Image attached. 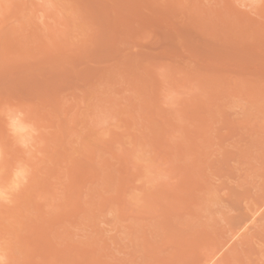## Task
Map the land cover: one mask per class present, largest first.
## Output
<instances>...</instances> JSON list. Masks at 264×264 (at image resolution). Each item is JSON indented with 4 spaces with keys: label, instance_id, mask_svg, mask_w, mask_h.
Returning <instances> with one entry per match:
<instances>
[{
    "label": "rangeland",
    "instance_id": "rangeland-1",
    "mask_svg": "<svg viewBox=\"0 0 264 264\" xmlns=\"http://www.w3.org/2000/svg\"><path fill=\"white\" fill-rule=\"evenodd\" d=\"M2 264H264V0H0Z\"/></svg>",
    "mask_w": 264,
    "mask_h": 264
},
{
    "label": "snow or ice",
    "instance_id": "snow-or-ice-1",
    "mask_svg": "<svg viewBox=\"0 0 264 264\" xmlns=\"http://www.w3.org/2000/svg\"><path fill=\"white\" fill-rule=\"evenodd\" d=\"M0 264H2V261H0Z\"/></svg>",
    "mask_w": 264,
    "mask_h": 264
}]
</instances>
